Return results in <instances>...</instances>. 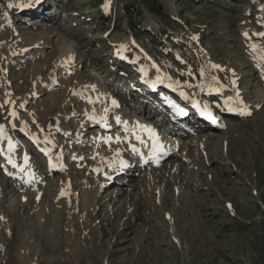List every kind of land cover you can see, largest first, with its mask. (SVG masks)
<instances>
[{"label": "rangeland", "instance_id": "obj_1", "mask_svg": "<svg viewBox=\"0 0 264 264\" xmlns=\"http://www.w3.org/2000/svg\"><path fill=\"white\" fill-rule=\"evenodd\" d=\"M260 33L264 0H0V264H264ZM86 89L146 110L163 134L155 102L195 94L185 101L199 113L208 104L213 124L179 133L161 162L126 151L131 166L100 188L92 145L103 126L86 114L101 107ZM5 141L13 165L27 156L31 184Z\"/></svg>", "mask_w": 264, "mask_h": 264}, {"label": "bare ground", "instance_id": "obj_2", "mask_svg": "<svg viewBox=\"0 0 264 264\" xmlns=\"http://www.w3.org/2000/svg\"><path fill=\"white\" fill-rule=\"evenodd\" d=\"M70 58H71V53L64 48V51L62 53V61L67 63V62H69ZM152 68H154V67L152 66ZM208 70H209V67H208ZM208 70H207V73H208ZM148 72L149 71L146 72L144 70V77H145V75L146 76L148 75ZM155 79H163V77L160 76V78H155ZM145 80H146V78H145ZM208 81L210 83L209 84L210 90L211 89H215V90L219 89L217 87L219 85L215 79H213V78L211 79L208 77ZM153 82L155 83L156 81L154 80ZM159 85L160 84H155V86H151V87L152 88H158ZM217 91H221V90H217ZM85 93H86V99L85 100L87 101V103L88 102L90 104L92 103V105L100 104V107H101V113H93L94 112L93 111V112H87V114H86L87 115L86 119L88 122L89 121H92V122L96 121V123H98V126H101V125L103 126L101 128L102 131H100L98 133L97 137H95V139L93 141V145H92L93 146L92 154L94 155V161H95V164L92 166V171H93V174L95 175V177L99 180L100 188L103 185H105L106 183H108L113 178L115 172H117V173H118V171L122 172L127 167L131 166L130 164L127 163L126 166L121 167L120 162L124 159L127 152L133 153L134 157L138 158L139 161L148 159L152 163H154L155 161L161 162V160L165 157L166 153H170V152L175 151L176 149H180L182 142H181V140H179V133L181 135V132L188 131L189 128L192 129L191 126L198 127V126L203 125L205 123V120L208 118V116L206 114L202 115L201 113H199L192 105L187 103L185 101V99L183 100L180 97H174L171 94L165 93V94L161 95V97H159V99L161 101L155 102V104L158 106L159 109L158 110L156 109V111H154V114L157 115L156 118L158 119V121H160V123H166L167 125H169V128H168L169 133L163 134L160 132L159 128L155 127V124H151L148 121H143V120H146L145 118L148 116L146 110H145V112L143 110L139 111V112H141V115L138 116L137 115L138 113L137 114L135 113L136 115L132 114L129 111V108L126 110H124L123 108H120V109L117 108L119 106V103L117 102L116 105H113L112 97L109 98V95H105L104 92H100V91L97 92L94 90L90 91V90L86 89ZM192 97L195 98L196 100L200 101V99L198 97H196L195 94H192ZM226 101H227V105H228L230 103L229 99H227ZM18 103L21 104L20 102H18ZM173 103L175 105H178L179 106L178 108L184 110V112L186 113V117L179 116L172 111V109L174 108L172 106ZM128 105L130 106V104H128ZM146 105L147 104L145 103L144 107ZM234 105H237V103L235 104V103L231 102V104L229 106H230V108H232V106H234ZM207 106L209 107L208 104H207ZM105 109H108V111L106 112ZM232 109H235V108H232ZM112 115L114 116L113 118H111ZM117 116L120 117V120L122 122H127V128L128 129H135L136 130L133 133L130 131H126V129H124L125 130V132L123 131L124 137L122 139H120L119 143L116 142V139H115L118 136V133L115 132L114 135H111V134H109L110 131H105V129L109 130L110 127H116L118 125H124V127H125L124 123L119 124L116 122ZM102 118L104 121H106L107 126H105V123L102 122ZM208 122H210V125L213 124L210 119H208ZM141 125H146L149 128L155 129L156 135H158V137H159V142L162 143L164 146L163 151L156 152L155 154L153 153L152 147H151L152 140L149 139L148 132L141 129V127H140ZM42 127L43 126H41L42 134H44V135L46 134L45 136L49 137L48 133ZM136 135H141L142 138L144 139L145 143L141 144L138 140H136V138H135ZM79 136L81 137L82 134L79 133ZM108 137H112L111 142L107 141ZM41 140L44 141V137H42ZM4 144L5 145H3L4 147H2V148L7 153L6 154V161H7V163H9L10 159L15 160L13 154L9 150L11 147H13V143H11V141H5ZM133 145L140 150L139 153L133 152V150H132ZM104 146H105L106 150L101 149V147H104ZM98 149L100 152L98 151L96 154V151ZM49 155H50V159L52 160V164H54L56 166H59L61 164L62 156H61L60 152H51ZM16 161H17V164L13 165L11 163L10 166L15 167L16 169L21 168L20 174L22 175L21 178H22L23 184H27V185L31 184L30 179L33 176V173H32V168L29 165V162H27L28 160L25 161L24 158H22L20 160L16 159ZM30 164H31V162H30ZM8 169L9 168L4 169V170H5V173L10 176L11 174L7 173ZM177 169H179L181 171L183 168L181 165H178ZM174 171L171 170L170 174H172L176 177V172H174ZM13 174H15V173H13ZM35 179H36V177H35ZM116 189L117 188L115 187L114 190H116ZM69 194H70L69 193V186H66V193L64 196L66 199H68V201L70 203L74 202V199ZM16 198H13L11 200V202L18 203ZM95 198H96V195H93V197L90 198V206L93 208L95 207Z\"/></svg>", "mask_w": 264, "mask_h": 264}, {"label": "snow or ice", "instance_id": "obj_3", "mask_svg": "<svg viewBox=\"0 0 264 264\" xmlns=\"http://www.w3.org/2000/svg\"><path fill=\"white\" fill-rule=\"evenodd\" d=\"M245 35L247 36V33H245ZM259 35L264 36V33H260ZM193 39H197V37H193ZM213 67H214V68H219L220 66H219V65H213ZM153 86H155V85H153ZM181 95L184 96L185 99H189V97L187 96V94H185V93H181ZM237 95H239V94L237 93ZM112 103H113V105H116V101H115V100H113ZM241 103H242V101H241ZM172 106H173V107H176V108L179 107L178 105H175L174 103H173ZM196 106L199 107V103H197ZM233 110H234V109L229 108V111H233ZM105 111L107 112L108 109H105ZM179 111H180L181 114H186V113H184V110H183V109H179ZM205 113H207L209 119H214V117L212 116V113H211V111L208 109V106H207V105H204L203 108L201 109V114L203 115V114H205ZM241 114H245V113L242 112ZM247 114L250 115V113H247ZM13 115H15V113H13ZM102 122H104V123H105V126H107L106 121H104L103 118H102ZM116 122H117V123H124V124H125V129H126V131H130V132H133V133L136 131L135 129H128V128H127V122H122V121L120 120V117H118V116L116 117ZM140 127H141V129H143L144 131L148 132V134H149V139L152 140V145H151V147H152V151H153V153L155 154L156 152L163 151V150H164V146H163L162 143L159 142V137H158V135H156L155 129L149 128V127L146 126V125H141ZM2 132H3V126H0V133H2ZM135 138H136V140H138L141 144H144V143H145V141H144V139L142 138L141 135H136ZM115 139H116V142L119 143L121 138H120L119 136H117ZM126 139H127V138H126ZM111 140H112V137H108V138H107V141H108V142H111ZM132 150H133V152H136V153H139V152H140V150H139L138 148H136L134 145L132 146ZM27 159H28V158H27V156H26V157H25V161H27ZM9 162H10V163H13V162L11 161V159L9 160ZM120 163H121V167L127 165V161H123V160H122ZM53 166L55 167V165H53ZM62 194H63V193H62ZM229 207H230V206H229ZM0 218H2V217H0Z\"/></svg>", "mask_w": 264, "mask_h": 264}, {"label": "trees", "instance_id": "obj_4", "mask_svg": "<svg viewBox=\"0 0 264 264\" xmlns=\"http://www.w3.org/2000/svg\"><path fill=\"white\" fill-rule=\"evenodd\" d=\"M131 14V12H129Z\"/></svg>", "mask_w": 264, "mask_h": 264}]
</instances>
